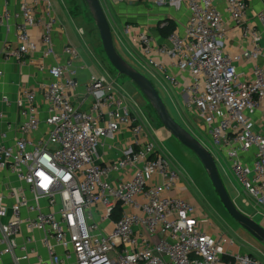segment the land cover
Here are the masks:
<instances>
[{"label":"built area","instance_id":"built-area-1","mask_svg":"<svg viewBox=\"0 0 264 264\" xmlns=\"http://www.w3.org/2000/svg\"><path fill=\"white\" fill-rule=\"evenodd\" d=\"M134 4L142 0H106ZM248 46L238 55L224 52L226 21L217 2ZM18 10L0 14V26L15 23L14 51L4 50L21 65L35 60L50 81L36 92H24L16 100L21 122L18 137L9 142L8 132L0 131V172L8 171L24 187L0 191V262L14 257L21 227L43 235L51 264H264L255 257L232 252L231 240L224 234L205 232L203 221L190 203L171 197L179 174L154 146L140 137L127 106V93L115 82L90 75L85 84L89 105L82 109L72 102L79 87L78 50L65 45L60 61L46 67L45 60L59 55L53 44L60 27L51 15L48 0H17ZM41 3L47 8L38 17ZM154 5L183 6L184 27L162 37L157 43L147 29L126 24L123 34L138 48L147 68L161 74L185 97V105L204 127V147L221 167L228 170L242 191L257 207L264 209V11L254 13L247 23L246 0H153ZM168 25L161 22L159 29ZM258 26L261 35H256ZM37 28L39 41L30 37ZM251 62L249 72L237 66ZM31 62V61H30ZM179 76H175L172 71ZM3 74L0 71V83ZM3 102L8 104L7 98ZM41 113L44 117H41ZM0 118L2 116L0 115ZM41 125L46 131L33 136ZM129 126L134 147L125 150L112 163L100 164L96 152L106 138ZM7 200H12L8 204ZM46 201L48 212L40 202ZM28 216L23 218L22 211ZM53 243L54 245H51ZM60 247L59 257L54 247ZM29 253V252H28Z\"/></svg>","mask_w":264,"mask_h":264},{"label":"crops","instance_id":"crops-1","mask_svg":"<svg viewBox=\"0 0 264 264\" xmlns=\"http://www.w3.org/2000/svg\"><path fill=\"white\" fill-rule=\"evenodd\" d=\"M246 1L249 6L247 23L251 24L253 14L260 11H264V0H246ZM48 2L50 3V7H51L50 9L51 15L58 20L60 27L55 30V33L53 35L54 48L58 53L59 57L56 60L54 59L45 60L44 65L46 67L53 66L59 61L60 63L64 62V58L61 55V52L63 46L65 45H71L75 47L78 50V53L81 47L82 49L85 50H88L89 48L85 43V41L83 40V37L81 36V33L78 30L77 26L75 25V22L73 21V18L69 13V9L65 1L48 0ZM141 2L144 3L145 6H143L142 4L139 6H132L133 4L109 3L110 10H112V14H113L112 21H114L113 23L109 22L112 29L114 46L123 59H125L139 72H141L142 75H144L149 81H151L156 91L158 92L159 96L161 97L163 103L165 104L166 101V104H168L170 108L181 118L180 119L179 117H177L185 125L186 128L185 127L184 128L189 132H191L195 137L193 133L194 132L192 127L193 125L191 123L192 121L190 123L186 122L187 118L184 117V115L180 116V112L182 110L180 109L179 104H182L186 108V110L184 111H187V113L191 115L190 110H188L185 105L184 102L185 97H183L178 90H175L161 74L151 70L150 68H147L144 65V62L140 56L138 48L134 46L130 42V40L127 37H125V35L123 34V27L126 24L143 26L147 29L148 33H150L155 38L157 43L162 44L164 43V40L162 38L163 36L159 35L158 29L156 28L157 23L164 20L175 21L174 18H176V16L179 13L177 11H174L170 5L154 6L150 0L151 5L149 6V3H147L146 0H142ZM106 3L108 2L106 1ZM151 6L157 8V10L154 8L151 9ZM217 7L223 19L226 21L227 36L225 37L224 43L222 44L223 50L227 54L238 55L245 47L249 45L248 41L250 40V38H244L239 28L234 26L233 23L228 20V17L224 11V5L222 1L217 2ZM17 10H18L17 0H0V14H3L4 12L13 14ZM145 10H147L149 13L147 14L144 13ZM164 12L167 14L159 16V13L162 14ZM46 13H47V8L44 3H41L36 10V14L38 17L42 18L43 16H45ZM184 14H185L184 16L186 23L187 20L186 10L184 11ZM138 16H140L141 19H143L142 24L140 23ZM183 27L184 26L177 28L181 29ZM253 31L255 32L256 35H261V31L258 26H255ZM29 34L33 40H35L36 42L39 41L40 32L37 28L31 29ZM261 45L264 46V42H262ZM16 47L17 44H16L15 23L12 19H9L7 20V22H5L3 26H0V71L3 74L0 83V115L2 116V118H0V131H5L7 129L10 130V132H8L9 142L13 141L18 137L17 127L21 122L19 110L16 106V100L19 97H21L24 92H36L37 102L42 104V98L39 93V87L42 84L48 83L50 81L48 74L45 71L39 70V63L41 61L39 60L32 61L35 60L37 57H39V54H36L35 57L30 58L29 61L26 62L27 64L25 65H21L19 62L14 60L11 57V55L10 56L4 55V50L6 48H10V51L12 52L16 49ZM92 56L97 61L93 52H92ZM259 63L263 64L264 62L260 60ZM79 64L84 66V70L79 71L77 74V81L79 82V87L77 88L76 93H78L79 96L77 98L73 97L71 100L74 103L80 104L82 109H86L87 106L89 105V99L85 97V84L87 83L90 75H94L98 78H101V76L89 70L85 66L82 58H80V55H79ZM98 66L103 69L101 65ZM237 66L240 70L244 72H249L252 63L243 60L240 63L238 62ZM172 73L175 76H179L178 73L174 70L172 71ZM103 79L108 81L111 80L109 75L108 78H103ZM169 88L171 89L172 93L176 96L177 99L174 100L170 96V94L168 93ZM126 90H127L126 103L131 113V120L134 122L135 126L138 125L141 128L140 137L142 141L151 143L154 146L155 151L159 155L166 158L169 161L170 166L174 170H176L179 174V181L175 186V188L173 189V191L170 193V196L178 197L195 207L197 216L203 221L204 230L207 234L212 236H218L220 234H224L221 232V230L215 228L213 222L208 220L207 216L203 213L198 198H196L193 195V193L190 191V187L192 186L191 182H193L194 185L196 184V182H194L190 178L189 171L188 169L187 170L185 169V166L182 164V161H189L192 164H194L197 163L198 160L196 162L194 155L189 150L181 146L163 128V126L160 124L159 121H158L159 126L157 127L155 126L154 128H152V126L148 123V121H146V119L142 116L141 113L142 112L141 110L147 103L145 99L132 86L131 87L127 86ZM4 97L7 98L8 104L3 102ZM169 114L171 115L170 112ZM41 117H44V114L41 113ZM190 119L194 120V122L196 123L198 122L196 118L194 119L193 115L192 118ZM45 131H46L45 126L41 125L38 132L33 137L35 139H39V137L42 134H44ZM134 139L135 138L134 135L132 134L130 127L129 126L122 127L118 133L113 135L112 138H106L102 141L101 146L98 148L96 152L95 159L100 164H107L116 161L121 157L122 153L125 150H128L129 148H135ZM169 148L175 150V152L179 156L178 159H176L172 155ZM198 164L202 169L198 166ZM198 164H197L196 174L200 181V185L202 184L201 187L203 191L201 195L207 199L208 197L213 198L212 200L213 203L216 206L219 204V207L221 209V212L217 211V213L220 214L221 216L223 214H226L227 212L225 213L221 208L220 205L221 203L209 181L208 176L206 175V172L204 171V168L202 167L201 163L198 162ZM223 172H224L223 173L224 178L226 179L225 177L226 173L224 170ZM19 187H24V186L23 184L18 182L14 176L9 174L8 171L0 172V191L2 194L6 196L8 195V188H19ZM227 192L230 195V198L232 199L238 210H239V203L245 202L248 203L249 205L250 203H254L247 195L241 192L240 189H238L237 187L231 186V191L229 192L227 190ZM205 194L207 195L205 196ZM240 195H242L243 198L240 197ZM244 197H246V199H244ZM240 198L242 199L240 200ZM7 203L8 204L12 203V200H7ZM40 209L42 212L45 213L50 210L48 209L46 201L44 200L40 202ZM21 216L25 218L28 216V213L23 210L21 212ZM223 220H224L223 223H225L224 225L225 229L234 232L240 230V227L236 222L233 223L225 217H223ZM17 244L18 246H22V245L27 246L26 254L20 252L19 250L15 251L14 257L17 260V264H51L50 256L48 254L46 246L44 245L43 235L41 233L30 231L26 228V226H23L21 227L19 236L17 237ZM51 245L54 244L51 243ZM233 249L232 252H238V248H236L235 246ZM252 250L254 253H257L258 255L262 256V258L264 259V254L261 252L263 250H261L259 247H255L254 245V248H252ZM54 251L59 257L61 258L63 257V251L61 250L60 247L55 246ZM248 255L255 257L252 254H248ZM13 259L14 258L10 256H5L3 257L0 264H14ZM227 261H228L227 259H224L221 264H226ZM68 263L74 264V261L72 259H68Z\"/></svg>","mask_w":264,"mask_h":264},{"label":"rangeland","instance_id":"rangeland-1","mask_svg":"<svg viewBox=\"0 0 264 264\" xmlns=\"http://www.w3.org/2000/svg\"><path fill=\"white\" fill-rule=\"evenodd\" d=\"M68 9H69V13L71 15V17L73 18V21L75 22V25L77 26L78 30L81 33V36L83 37V40L85 41V43L87 44V46L89 47L88 50L85 49H81L79 50V55L80 58H82L85 66L91 70L92 72L97 73L99 76H101V78H108V75L110 76L112 82H115L124 92L127 93V86H132L134 87L135 90L138 91V89L126 78L124 77H120L118 76L117 72L112 68V66L109 64L103 49H102V45H101V41L98 35V32L94 26V23L92 21V19L90 18V14L89 11L84 3L83 0H64ZM101 3V6L105 12V15L108 19V21L110 23H113L114 21H112V10H110V4L106 3V0H99ZM147 3L150 4V0H146ZM151 3L153 4V0H151ZM143 5L145 6L144 3L137 2L134 3L132 6H139V5ZM154 5V4H153ZM155 6V5H154ZM154 7L151 6V9H153ZM174 11H177L179 14L176 16L175 21H171L173 22L176 27H182L184 26L185 23V14H184V7L182 6H175L172 7ZM157 10V8H154ZM73 12V13H72ZM144 13H149L147 10L144 11ZM167 13H159L160 15H166ZM138 15V14H137ZM140 23H143V19H141L140 16H138ZM162 19V18H161ZM165 21V20H164ZM160 21L157 23L156 28L159 29V25L161 24ZM92 52L95 55L97 61L100 63H98L95 58H93L92 56ZM93 58V59H92ZM98 65H101L103 67V69L101 67H99ZM104 70V71H103ZM108 75H107V73ZM168 90V89H167ZM139 92V91H138ZM140 93V92H139ZM168 93L170 94V96L175 100L177 99L176 96L172 93L171 89L169 88ZM141 94V93H140ZM142 96V95H141ZM143 97V96H142ZM144 98V97H143ZM146 101V100H145ZM147 102V101H146ZM171 103V102H170ZM165 105L167 106L169 112L171 113L172 117L183 127H185V125L180 121V117L170 108V106L168 104H166L165 101ZM180 109L182 110L180 112V116L184 115V117L187 118L186 122H191L192 123V127H193V133L195 135V137H197V139L202 143L207 145V134L204 130V127L202 126V124L200 123H196L194 122V120L190 119L192 118V114L189 115L187 113L186 108L182 105L179 104ZM142 112V116L146 119V121H148V123L152 126V128H154L155 126H159L158 120L156 118L155 113L152 111V109L150 108V106L148 105V103H146V105L143 107V109L141 110ZM177 117H179L180 119H178ZM190 119V120H189ZM195 119V118H194ZM191 127V126H190ZM191 127V128H192ZM186 128V127H185ZM170 149V148H169ZM172 155L178 159V155L175 152V150L170 149ZM194 158L197 162V158L194 155ZM182 161V160H181ZM199 162V160H198ZM197 163L192 164L189 161H182V164L185 166V169L189 171V176L190 178L196 182V184L194 185L193 182H191L192 186L190 187V191L193 193V195L198 198L199 204L202 207L203 213L207 216L208 220H210L211 222H213V224L215 225V228H218L219 230H221L222 233H224V235H226L231 242L233 243V245L238 248V252L243 253V254H252L254 255L256 258H258L259 260H262L264 262V259L262 258V256L258 255L257 253H254L252 248L255 247H259L263 254H264V245L260 244L258 242H256L255 240H253L243 229L240 228V230H237V232L231 231V230H227L225 229L224 225L225 223L223 220V217L227 218L228 220H230L231 222L235 223V221L228 215V213H226L225 209L223 208L222 204L221 208L222 210L226 213L223 214L222 216L220 214L217 213V211L221 212V209L219 207V204L216 206L213 203V198L208 197L205 198L201 195L202 193V184L200 185V181L197 177L196 171H197ZM200 163V162H199ZM223 169L226 173L224 178V172L221 169V167H219V174L221 176V180L225 186V188L230 192L231 191V186L237 187L238 189H240L241 192L242 188L240 187V185L234 180V178L232 177V175L230 174V172L228 171V162L224 159V161L221 162ZM198 166L200 167V165L198 164ZM201 168V167H200ZM202 169V168H201ZM227 170V171H226ZM205 171V170H204ZM231 185V186H230ZM196 188V190H195ZM207 194H205L206 196ZM204 198H202V197ZM244 196V195H243ZM240 197H242V195H240ZM243 198V197H242ZM240 198V200L242 199ZM244 199H246V197H244ZM221 203V202H220ZM244 204V205H242ZM239 211H241L242 213H244L246 216L252 218L254 221H258L257 223L259 225H261L264 228V209L261 207H257L254 205V203H250V205L248 203H239ZM235 250V249H233Z\"/></svg>","mask_w":264,"mask_h":264},{"label":"water","instance_id":"water-1","mask_svg":"<svg viewBox=\"0 0 264 264\" xmlns=\"http://www.w3.org/2000/svg\"><path fill=\"white\" fill-rule=\"evenodd\" d=\"M98 32L103 52L118 76L128 79L141 93L154 111L163 128L184 148L189 150L201 163L209 181L228 215L253 240L264 245V228L252 218L239 211L230 198L218 171L217 165L204 147L191 132L177 123L169 114L155 87L144 75L130 66L114 46L112 29L99 0H83Z\"/></svg>","mask_w":264,"mask_h":264},{"label":"trees","instance_id":"trees-1","mask_svg":"<svg viewBox=\"0 0 264 264\" xmlns=\"http://www.w3.org/2000/svg\"><path fill=\"white\" fill-rule=\"evenodd\" d=\"M73 13V12H72ZM91 18V17H90ZM168 25L163 28V29H158L159 35L166 37L168 34H170L171 32H173L176 29V25L171 22V21H167ZM125 60V59H124ZM126 61V60H125ZM127 62V61H126ZM128 63V62H127ZM130 66H132L130 63H128ZM133 67V66H132ZM135 70H137L135 67H133ZM138 71V70H137ZM139 72V71H138ZM141 73V72H140ZM142 74V73H141ZM153 111V110H152ZM154 112V111H153ZM218 171H219V167L217 166ZM221 177V176H220ZM230 196V195H229Z\"/></svg>","mask_w":264,"mask_h":264}]
</instances>
